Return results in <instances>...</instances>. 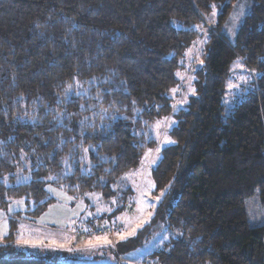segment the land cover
<instances>
[{"label": "trees", "instance_id": "16d2710c", "mask_svg": "<svg viewBox=\"0 0 264 264\" xmlns=\"http://www.w3.org/2000/svg\"><path fill=\"white\" fill-rule=\"evenodd\" d=\"M237 1L0 0V208L23 199L38 216L52 202L47 185L111 196L110 185L153 146L147 126L172 111L168 93L194 39L189 28L216 8L195 94L174 114V143L151 171L160 202L133 246L162 224L167 241L150 264H264V0H248L229 40L222 25ZM238 56L257 77L226 109ZM69 86L83 93L67 100ZM105 111L113 116L99 124ZM22 154L30 179L16 186ZM13 223L0 264H71L16 251Z\"/></svg>", "mask_w": 264, "mask_h": 264}, {"label": "rangeland", "instance_id": "374dc122", "mask_svg": "<svg viewBox=\"0 0 264 264\" xmlns=\"http://www.w3.org/2000/svg\"><path fill=\"white\" fill-rule=\"evenodd\" d=\"M249 10L248 0L236 2L222 25L225 38L233 40ZM218 13L219 10L213 8L210 13L202 14L200 20L189 28L194 32V39L178 59L175 71L177 84L168 93L172 111L147 126L144 131L146 141L152 140L153 146L144 150L135 169L120 175L110 185L112 195L107 199L99 193L73 197L62 189L47 185V198L52 202L38 216L27 213L28 208L23 199L10 200L4 208H0V242L8 236L14 220L13 242L19 253L50 255L71 264H150L148 256L161 249L168 237L163 225L157 224L144 232L147 237L142 239L144 242L140 246H133L137 234L148 226L160 202V196L154 195L151 171L160 159L163 147L170 144L165 143V140H170L168 132L176 123L174 114L183 109L189 97L195 94L194 72L203 66L204 45L210 32L215 30ZM256 77L257 73L246 68L240 57H236L225 82L224 107L229 109L239 101ZM173 89L177 91L173 92ZM65 92L67 100L78 96L76 93H83L78 91L77 86H71ZM112 116L105 111L98 123L107 125L106 120ZM92 124L87 121L85 128ZM20 159L18 168L11 173L16 186L27 183L29 179L25 180L24 177H30V163L25 162L23 154ZM82 159L85 165L90 166L86 156ZM8 183L6 177L4 185ZM251 210L253 216L257 208Z\"/></svg>", "mask_w": 264, "mask_h": 264}, {"label": "snow or ice", "instance_id": "6c2138e0", "mask_svg": "<svg viewBox=\"0 0 264 264\" xmlns=\"http://www.w3.org/2000/svg\"><path fill=\"white\" fill-rule=\"evenodd\" d=\"M214 7V6H213ZM177 75H179V73L177 74ZM230 87H231V85H230ZM69 88L71 89V86H69ZM173 92H176L177 91V89H173L172 90ZM77 95H79V93H76ZM165 143H174V141H170V140H165ZM85 151H87V150H85ZM19 179V178H18ZM24 179L25 180H28V179H30V177H24ZM49 179H54V177H49ZM49 191H53L52 189H49ZM10 211H11V209H10ZM122 239H123V237H122Z\"/></svg>", "mask_w": 264, "mask_h": 264}]
</instances>
